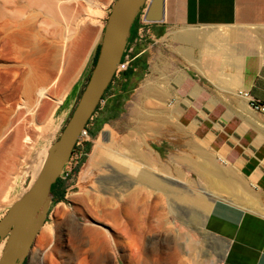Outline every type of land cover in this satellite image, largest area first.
I'll use <instances>...</instances> for the list:
<instances>
[{
  "label": "rangeland",
  "instance_id": "374dc122",
  "mask_svg": "<svg viewBox=\"0 0 264 264\" xmlns=\"http://www.w3.org/2000/svg\"><path fill=\"white\" fill-rule=\"evenodd\" d=\"M115 1L62 0L55 19L31 11L19 21L0 20V221L30 179L33 186L34 174L42 170L70 119L94 68V52ZM5 23L11 24L6 31ZM122 83L121 76L115 78L104 106L88 124V141L61 176L67 180L68 202L51 204L49 224L33 242L30 259L40 249L46 252L45 264H221L224 246L206 232L208 213L127 179L125 163L115 156L101 166L105 171L95 169L89 178L81 177L101 134L113 141L139 136L158 163L157 177L171 189L200 196L209 206L217 199L246 202L237 190L233 196L200 177L198 165L210 157L214 168L235 175L236 189L247 185L240 170L218 156L222 139H216L215 117L184 115L198 108V102L152 100L147 97L153 95L139 92L132 80L122 95ZM116 99L120 109L114 117L116 104L111 101ZM87 143H92L89 153L84 150ZM109 184L126 192L118 196L102 190ZM198 213L201 218L193 221Z\"/></svg>",
  "mask_w": 264,
  "mask_h": 264
},
{
  "label": "crops",
  "instance_id": "0c3cea01",
  "mask_svg": "<svg viewBox=\"0 0 264 264\" xmlns=\"http://www.w3.org/2000/svg\"><path fill=\"white\" fill-rule=\"evenodd\" d=\"M130 50L127 72L139 92L151 93L152 100L198 102L182 114L216 118L218 156L240 170L247 185L236 189L235 175L214 168L210 157L199 163L200 177L232 194L237 190L246 202L217 199L209 206L200 196L171 189L157 177L158 163L139 136L114 142L101 134L81 177L105 171L101 166L115 156L125 163L127 179L208 213L206 229L224 246L221 264H264V114L239 96L248 92L264 102V0H165L162 22L138 17ZM60 204L52 198V205ZM49 218L48 212L44 224Z\"/></svg>",
  "mask_w": 264,
  "mask_h": 264
},
{
  "label": "water",
  "instance_id": "95a60500",
  "mask_svg": "<svg viewBox=\"0 0 264 264\" xmlns=\"http://www.w3.org/2000/svg\"><path fill=\"white\" fill-rule=\"evenodd\" d=\"M165 0H116L94 56L100 53L80 99L52 146L33 186L26 191L0 221V243L6 240L0 264H29L30 251L44 226L52 204V188L69 164L81 133L104 100L129 44L132 28L139 16L145 22L164 20ZM206 232L213 235L206 229Z\"/></svg>",
  "mask_w": 264,
  "mask_h": 264
},
{
  "label": "bare ground",
  "instance_id": "6f19581e",
  "mask_svg": "<svg viewBox=\"0 0 264 264\" xmlns=\"http://www.w3.org/2000/svg\"><path fill=\"white\" fill-rule=\"evenodd\" d=\"M62 0H0V20L2 22V20H16L19 21L18 19H21V17H23L24 15H26L28 12L32 11L33 12H40L41 14H46L50 19H55L56 18V14H57V9L60 5V2ZM71 4V3H70ZM62 5V4H61ZM68 9L65 7V10ZM36 14V13H34ZM39 14V13H38ZM24 18V17H23ZM7 19V20H6ZM14 21V22H16ZM22 21V20H21ZM4 23V22H3ZM11 23V22H10ZM16 23H12V25ZM18 24V23H17ZM2 27V26H1ZM3 27L5 28L4 30L6 31L8 27L11 28V24L9 23H5L3 25ZM9 28V29H10ZM15 31V30H14ZM11 35V34H9ZM13 35V34H12ZM14 36V35H13ZM7 38L9 40V36L7 35ZM13 39V38H11ZM10 41V40H9ZM11 42V41H10ZM42 93V92H41ZM1 160V159H0ZM41 169V168H40ZM41 171H37L34 174V181L38 179L39 175H40ZM101 179V178H100ZM108 179V177H107ZM103 181V180H101ZM99 182V181H98ZM106 182V181H105ZM109 182V181H108ZM114 182V181H113ZM116 183V182H115ZM118 183V182H117ZM102 184V183H101ZM99 183V187L101 188V185ZM104 184V183H103ZM97 185V184H96ZM106 186V185H104ZM98 188V187H97ZM95 190V188H94ZM98 192H100L99 189H97ZM96 190V191H97ZM102 190H106L109 191L115 195L121 196V193L124 192L125 190H122L120 188L116 189V187H112L110 184L105 187V189L102 187ZM93 191V190H91ZM95 191V192H96ZM129 191V190H128ZM126 192V191H125ZM90 193V191H89ZM130 193V192H129ZM82 194V193H81ZM127 195V193H125ZM130 195V194H129ZM72 221L73 222H77V217L75 215H73L72 217ZM88 233V232H87ZM93 233L99 235L98 231H93ZM187 244V243H186ZM189 245V244H188ZM5 247V241L0 243V259L2 257L3 254V250ZM187 248V247H186ZM185 249V248H184ZM191 249V253H195L196 251L194 250V248L192 247V245L190 246ZM45 254L46 252H42L40 249L36 250L33 252L31 259H30V264H45ZM195 256V255H193ZM198 258V257H197ZM196 258V259H197ZM193 258H191L192 260ZM208 260V259H207ZM210 260V259H209ZM52 262L54 260H51ZM49 262V264H52V262ZM212 261V260H210ZM73 262V261H72ZM193 263V261H190ZM197 262V261H196ZM47 263V262H46ZM191 263V264H192ZM208 263V262H207ZM206 263V264H207ZM48 264V263H47ZM55 264V263H54ZM70 264V263H69ZM74 264V263H73ZM195 264V263H194ZM209 264V263H208ZM212 264V263H211Z\"/></svg>",
  "mask_w": 264,
  "mask_h": 264
},
{
  "label": "trees",
  "instance_id": "16d2710c",
  "mask_svg": "<svg viewBox=\"0 0 264 264\" xmlns=\"http://www.w3.org/2000/svg\"><path fill=\"white\" fill-rule=\"evenodd\" d=\"M99 53H100V47H99V50H98V54L94 60V66L95 64L97 63V60H98V56H99ZM128 71V70H127ZM124 72L121 77L123 79V83H122V95H124L126 93V89L129 87L130 85V82L132 80V77L133 75L129 74L128 72ZM129 74V75H128ZM90 77V76H89ZM89 80V78H88ZM114 81H115V78L114 80L112 81V83L110 84L108 90L106 91L105 95H104V100H106L107 96L109 95L112 87H113V84H114ZM83 92V91H82ZM82 94V93H81ZM81 96V95H80ZM113 102V104L115 103L116 105L113 107V110L116 112L114 117H117V115L119 114V109H120V105H119V99H116V100H112L111 103ZM111 106V104H107L106 105V109H109ZM101 109V106H98V109L96 111V113ZM74 111V110H73ZM73 113V112H72ZM91 122H89L90 124ZM103 124V121H99V125L98 127L100 128L101 125ZM91 132V130H90ZM91 136L93 138L96 137V133L94 132H91ZM92 148V143H87L86 146H85V153H89L90 150ZM86 159V155L82 158V160L80 161L79 165L76 167V169L74 170V173H78V170L80 169V166L84 163ZM67 189H68V185H67V180L63 179V178H59L58 181L56 182V184L53 186L52 188V196L54 198V200L59 203V202H64V203H67L68 200L66 198V195H67Z\"/></svg>",
  "mask_w": 264,
  "mask_h": 264
},
{
  "label": "built area",
  "instance_id": "2783aa9c",
  "mask_svg": "<svg viewBox=\"0 0 264 264\" xmlns=\"http://www.w3.org/2000/svg\"><path fill=\"white\" fill-rule=\"evenodd\" d=\"M133 61V54L132 51H126L121 64L118 66L116 74H115V78H119L124 72H126L129 68L130 63ZM239 96L246 99L248 101V105L249 107L258 113L264 114V102H261L259 100H256L254 98H252V96L248 93V92H239ZM105 104V100H103L99 106H104ZM89 139V134H88V128L86 127V129L81 133L77 143H76V147L72 153V157L71 160L75 157H77V149L86 141H88ZM70 160V161H71ZM70 163V162H69ZM69 165V164H68ZM67 165V166H68ZM67 167L65 168L62 176L66 173ZM68 175V174H67Z\"/></svg>",
  "mask_w": 264,
  "mask_h": 264
}]
</instances>
